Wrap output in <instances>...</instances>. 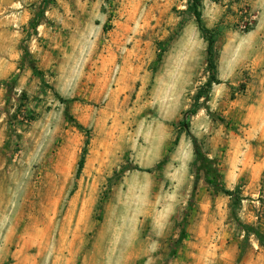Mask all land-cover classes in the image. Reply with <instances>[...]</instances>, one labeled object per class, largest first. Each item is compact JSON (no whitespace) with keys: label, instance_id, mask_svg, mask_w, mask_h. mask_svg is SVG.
Returning <instances> with one entry per match:
<instances>
[{"label":"rangeland","instance_id":"obj_1","mask_svg":"<svg viewBox=\"0 0 264 264\" xmlns=\"http://www.w3.org/2000/svg\"><path fill=\"white\" fill-rule=\"evenodd\" d=\"M201 1L196 108L189 0H0V264H264V0Z\"/></svg>","mask_w":264,"mask_h":264},{"label":"trees","instance_id":"obj_2","mask_svg":"<svg viewBox=\"0 0 264 264\" xmlns=\"http://www.w3.org/2000/svg\"><path fill=\"white\" fill-rule=\"evenodd\" d=\"M201 3H202L201 0H189L190 9H191V11H192V13L196 19L197 25H198L199 29L201 30V32H203V34L206 36L207 41H208L207 55H208L209 79H208L207 83H205L200 88L198 94L195 97L196 108H198L197 107L198 103H200V101L202 99H204L209 94L213 85L221 84V81L218 78L217 58H216V52L214 50L216 32L214 30H210V29L205 27L204 21H203V14H202V10H201ZM251 30L252 29H248L247 32H250ZM61 100H63V99H61ZM196 110L197 109H195L193 114H196V112H197ZM184 126H185V130H186L187 134L190 136V138L192 140L195 155H196L197 160L199 161L202 159V150H201L199 141L196 137L192 136L191 133L189 132V125L188 126L184 125ZM88 145H89V140L86 141V148L83 151V154L81 156V160L79 162L77 176H79L84 169ZM142 171L147 172V173L153 172L152 169H146V170H142ZM211 180L213 182V185L217 189L221 190L223 193H225L227 196L230 197L232 218L235 222L240 223L241 221H240V218L238 216V211L240 209V206H241L242 200H243L241 191L239 189L229 190V189L225 188L224 185H221L218 181H216V178H214V176L211 178ZM259 201L262 203V205H264L263 196L259 199ZM244 229L247 230L246 236L248 238L251 237V235H255L257 237V240L260 243V245L264 248V231H262L261 229L254 230L249 225H244ZM186 236H187L186 231L183 230L181 238L179 239V241H177V244L178 245L181 244L186 239ZM176 251L177 250H174V254H173L174 256L177 254Z\"/></svg>","mask_w":264,"mask_h":264}]
</instances>
